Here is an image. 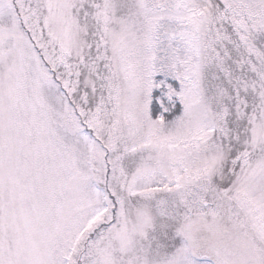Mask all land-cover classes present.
<instances>
[{
	"label": "snow or ice",
	"instance_id": "6c2138e0",
	"mask_svg": "<svg viewBox=\"0 0 264 264\" xmlns=\"http://www.w3.org/2000/svg\"><path fill=\"white\" fill-rule=\"evenodd\" d=\"M0 264H264V0H0Z\"/></svg>",
	"mask_w": 264,
	"mask_h": 264
}]
</instances>
